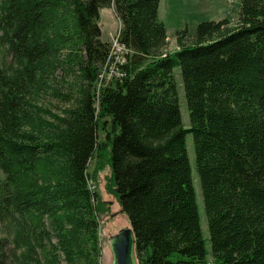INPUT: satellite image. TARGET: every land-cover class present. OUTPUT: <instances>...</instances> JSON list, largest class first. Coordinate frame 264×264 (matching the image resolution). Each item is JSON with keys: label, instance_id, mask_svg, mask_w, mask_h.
<instances>
[{"label": "trees", "instance_id": "trees-1", "mask_svg": "<svg viewBox=\"0 0 264 264\" xmlns=\"http://www.w3.org/2000/svg\"><path fill=\"white\" fill-rule=\"evenodd\" d=\"M159 3L0 0V264H102L88 163L111 47L103 7H114L118 39L132 51L99 101L117 128L111 168L138 264H264V0H240L235 23L178 29L172 53ZM51 97L66 107L56 111Z\"/></svg>", "mask_w": 264, "mask_h": 264}, {"label": "rangeland", "instance_id": "rangeland-1", "mask_svg": "<svg viewBox=\"0 0 264 264\" xmlns=\"http://www.w3.org/2000/svg\"><path fill=\"white\" fill-rule=\"evenodd\" d=\"M158 11L159 17L165 22L167 27L168 36L166 38L165 51L172 53L179 48L176 34L178 29L188 27L189 31L194 33L197 24L203 20L229 18L235 23L239 18L240 0H160ZM99 22L102 28V40L109 41L111 47L107 62L98 71L96 81L97 99L95 105L99 113L98 143L95 153L88 163V181L90 188L97 193V204L100 209L98 234L102 253L101 262L102 264H112L113 256L109 245L110 238L121 230L131 227V225L128 214L123 210L119 202L111 168L112 138L117 132V128L113 126L111 116L102 110L99 101V89L123 76L124 70L122 66L127 62L128 55L132 51L118 39L121 21L114 7L101 8ZM7 58L6 50L0 44V64L6 61ZM175 74L178 80L179 100L184 124L189 126V110L179 69L176 68ZM63 89H66L65 86H63ZM51 99L52 105L60 107L56 108V111L66 107V103L52 97ZM46 100L49 101V97L46 96ZM187 148L193 168L202 231L207 239V247L211 249L202 187L195 169V149L191 133L187 135ZM2 176L3 173L0 169V178Z\"/></svg>", "mask_w": 264, "mask_h": 264}, {"label": "water", "instance_id": "water-1", "mask_svg": "<svg viewBox=\"0 0 264 264\" xmlns=\"http://www.w3.org/2000/svg\"><path fill=\"white\" fill-rule=\"evenodd\" d=\"M112 264H138L136 239L132 227L125 228L110 238Z\"/></svg>", "mask_w": 264, "mask_h": 264}, {"label": "bare ground", "instance_id": "bare-ground-1", "mask_svg": "<svg viewBox=\"0 0 264 264\" xmlns=\"http://www.w3.org/2000/svg\"><path fill=\"white\" fill-rule=\"evenodd\" d=\"M137 259V258H136ZM138 262V261H137Z\"/></svg>", "mask_w": 264, "mask_h": 264}]
</instances>
